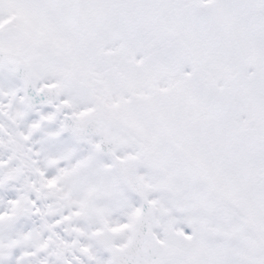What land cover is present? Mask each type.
<instances>
[{"label":"snow or ice","instance_id":"6c2138e0","mask_svg":"<svg viewBox=\"0 0 264 264\" xmlns=\"http://www.w3.org/2000/svg\"><path fill=\"white\" fill-rule=\"evenodd\" d=\"M0 264H264V0H0Z\"/></svg>","mask_w":264,"mask_h":264}]
</instances>
